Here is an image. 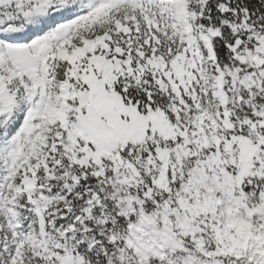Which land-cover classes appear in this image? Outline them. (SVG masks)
I'll return each instance as SVG.
<instances>
[{
	"label": "snow or ice",
	"instance_id": "1",
	"mask_svg": "<svg viewBox=\"0 0 264 264\" xmlns=\"http://www.w3.org/2000/svg\"><path fill=\"white\" fill-rule=\"evenodd\" d=\"M0 264H264V0H0Z\"/></svg>",
	"mask_w": 264,
	"mask_h": 264
}]
</instances>
